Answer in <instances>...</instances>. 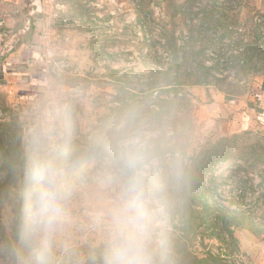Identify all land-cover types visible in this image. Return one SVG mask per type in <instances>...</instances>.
Segmentation results:
<instances>
[{
  "label": "rangeland",
  "instance_id": "rangeland-1",
  "mask_svg": "<svg viewBox=\"0 0 264 264\" xmlns=\"http://www.w3.org/2000/svg\"><path fill=\"white\" fill-rule=\"evenodd\" d=\"M54 85L81 136L135 104L185 158L176 264H264V0H0V163Z\"/></svg>",
  "mask_w": 264,
  "mask_h": 264
},
{
  "label": "clouds",
  "instance_id": "clouds-1",
  "mask_svg": "<svg viewBox=\"0 0 264 264\" xmlns=\"http://www.w3.org/2000/svg\"><path fill=\"white\" fill-rule=\"evenodd\" d=\"M188 178L138 106L85 138L54 85L0 163V264H176Z\"/></svg>",
  "mask_w": 264,
  "mask_h": 264
},
{
  "label": "trees",
  "instance_id": "trees-1",
  "mask_svg": "<svg viewBox=\"0 0 264 264\" xmlns=\"http://www.w3.org/2000/svg\"><path fill=\"white\" fill-rule=\"evenodd\" d=\"M211 158L213 160H215V156H211ZM188 185H187V189H185L184 193H183V197L182 199L185 201V210L187 212H190V214L192 215L191 216V219H188L186 218V225L188 229L190 228H193L194 226V223H195V216H194V212L195 211V203H196V198H197V195H196V192H195V174L194 173H191L190 170H188ZM187 254L186 255H182V261H180V264H189V259H192L190 260V262L192 264H208V260H205V259H200L198 257V255H194L190 252H186Z\"/></svg>",
  "mask_w": 264,
  "mask_h": 264
},
{
  "label": "crops",
  "instance_id": "crops-1",
  "mask_svg": "<svg viewBox=\"0 0 264 264\" xmlns=\"http://www.w3.org/2000/svg\"><path fill=\"white\" fill-rule=\"evenodd\" d=\"M233 102L235 103L236 101L235 100H233ZM236 103H238V102H236ZM251 109V108H250ZM253 111H255V109H252ZM259 110V109H258ZM259 115H260V118H262L263 119V121H264V112L262 113V112H259Z\"/></svg>",
  "mask_w": 264,
  "mask_h": 264
}]
</instances>
